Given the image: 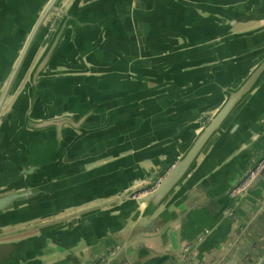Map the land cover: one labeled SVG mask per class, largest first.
I'll use <instances>...</instances> for the list:
<instances>
[{"label":"crops","instance_id":"1","mask_svg":"<svg viewBox=\"0 0 264 264\" xmlns=\"http://www.w3.org/2000/svg\"><path fill=\"white\" fill-rule=\"evenodd\" d=\"M65 6L71 19L53 63L62 72L35 86L29 68L0 119V184L34 190L23 215L36 218L18 227L158 185L204 115L264 59V0ZM61 116L72 125L29 126V117ZM263 120L264 75L154 212L122 199L38 228L61 239L38 243L19 264H256L264 253V178L239 198L231 189L264 154Z\"/></svg>","mask_w":264,"mask_h":264},{"label":"water","instance_id":"2","mask_svg":"<svg viewBox=\"0 0 264 264\" xmlns=\"http://www.w3.org/2000/svg\"><path fill=\"white\" fill-rule=\"evenodd\" d=\"M66 0H0V119L5 112L11 99L17 92L21 80L29 68V77L33 85L37 86V79L43 75L59 74L60 71L53 67L55 63V51L67 30L71 10L65 6ZM28 19V21L24 19ZM21 35L16 36L15 34ZM52 68L51 70H49ZM264 75V59L258 63L250 75L235 90H226V100L214 113H206L204 118H209L201 127L194 141L184 154L176 160L160 183L154 188L148 185L130 189L126 193L107 203H99L96 206L76 211L62 217H54L42 223H32L24 227H18L31 220L26 216L36 218L32 214H25L33 208L28 205L33 189L19 190L17 186H3L0 184V237L25 234L11 240L0 241V264H19L21 261L33 258L37 253V244L44 243L47 239L60 240L59 231L51 229L35 233L38 228L54 225L60 222H67L71 218H77L85 212L100 210L110 203L122 199L130 200L132 204H147V212L152 213L161 205L173 189L188 174L194 162L206 148L213 136L222 132V125L235 107L253 92L259 80ZM253 101H250L239 112L238 118L230 126V132L237 129L241 118L243 119L246 110ZM211 115V116H210ZM29 126L32 129L50 127V125H72L68 117L54 119L44 118L42 121L33 120L29 117ZM264 123V120H263ZM235 131V130H234ZM264 160V154L257 163L247 171L242 181L251 173L256 166ZM167 170V167L160 172ZM264 178V166L259 173L249 182L247 187L233 197H241L252 192L260 179ZM1 181V180H0ZM241 181V182H242ZM240 182V183H241ZM239 182L233 186L236 187ZM7 187V188H4ZM232 188V189H233ZM231 189V190H232ZM144 191L141 195L138 193ZM133 197V198H132ZM98 211L99 212H102ZM264 213V209L261 210ZM102 213H99L101 215ZM44 219V218H43ZM15 227V228H13ZM5 228H13L3 231ZM30 232H33L30 234ZM256 264H264V253Z\"/></svg>","mask_w":264,"mask_h":264},{"label":"built area","instance_id":"3","mask_svg":"<svg viewBox=\"0 0 264 264\" xmlns=\"http://www.w3.org/2000/svg\"><path fill=\"white\" fill-rule=\"evenodd\" d=\"M264 166V160H262L257 166L255 169H253L251 171V173L247 176V178L242 181L239 185H237L236 187H234L232 190H231V195L232 196H236L238 195V193H240L241 191H243L247 185L249 184V182L259 173V171L262 169V167ZM157 185L153 186L152 189H154ZM263 209H264V203H263ZM189 249V246L186 245L184 247V250L185 251H188Z\"/></svg>","mask_w":264,"mask_h":264},{"label":"rangeland","instance_id":"4","mask_svg":"<svg viewBox=\"0 0 264 264\" xmlns=\"http://www.w3.org/2000/svg\"><path fill=\"white\" fill-rule=\"evenodd\" d=\"M18 237H21L20 233L19 234H13V235L0 237V241H2V240H11V239H15V238H18Z\"/></svg>","mask_w":264,"mask_h":264}]
</instances>
